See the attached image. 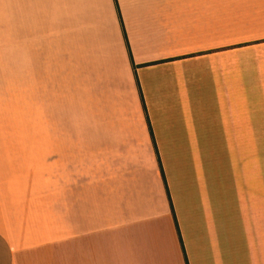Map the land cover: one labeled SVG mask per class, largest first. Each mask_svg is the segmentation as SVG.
Returning <instances> with one entry per match:
<instances>
[{
	"label": "crops",
	"instance_id": "crops-1",
	"mask_svg": "<svg viewBox=\"0 0 264 264\" xmlns=\"http://www.w3.org/2000/svg\"><path fill=\"white\" fill-rule=\"evenodd\" d=\"M0 264H264V0H0Z\"/></svg>",
	"mask_w": 264,
	"mask_h": 264
},
{
	"label": "rangeland",
	"instance_id": "rangeland-1",
	"mask_svg": "<svg viewBox=\"0 0 264 264\" xmlns=\"http://www.w3.org/2000/svg\"><path fill=\"white\" fill-rule=\"evenodd\" d=\"M46 93L47 91L44 94ZM38 110L40 114H43V112H45L44 114L48 115V118L46 119H48L49 121L51 120L50 114L52 111V101L49 99L48 95H45L43 99L38 100Z\"/></svg>",
	"mask_w": 264,
	"mask_h": 264
},
{
	"label": "trees",
	"instance_id": "trees-1",
	"mask_svg": "<svg viewBox=\"0 0 264 264\" xmlns=\"http://www.w3.org/2000/svg\"><path fill=\"white\" fill-rule=\"evenodd\" d=\"M142 102H143V100H142ZM144 109H145V107H144ZM147 121H148L149 130H150L151 135H152V131H151V127H150V124H149V120L147 119ZM156 153H157V150H156ZM160 169H161V174H162L163 181H164V183L166 184L165 177H164V173H163V170H162V168H161V165H160ZM167 193H168V192H167ZM176 227H177V225H176Z\"/></svg>",
	"mask_w": 264,
	"mask_h": 264
}]
</instances>
